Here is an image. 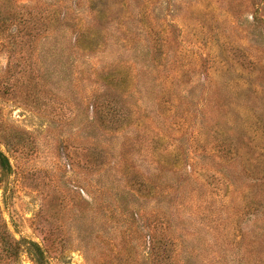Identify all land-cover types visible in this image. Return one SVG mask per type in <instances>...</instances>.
<instances>
[{
    "label": "rangeland",
    "instance_id": "rangeland-1",
    "mask_svg": "<svg viewBox=\"0 0 264 264\" xmlns=\"http://www.w3.org/2000/svg\"><path fill=\"white\" fill-rule=\"evenodd\" d=\"M0 150V264H264V0H0Z\"/></svg>",
    "mask_w": 264,
    "mask_h": 264
},
{
    "label": "trees",
    "instance_id": "trees-1",
    "mask_svg": "<svg viewBox=\"0 0 264 264\" xmlns=\"http://www.w3.org/2000/svg\"><path fill=\"white\" fill-rule=\"evenodd\" d=\"M0 169L4 173H9L11 171V164L9 162L8 157L0 150ZM3 236V242L7 243V247L5 246V251L8 253L10 252H18L20 251V248L22 245L24 246H30L29 248H32L33 251H35L36 254H38L40 257H44V252L42 248L36 243L34 240L22 238L21 240H16L11 233L9 232L8 228H4V231H2ZM23 241V244H22ZM25 248V247H24Z\"/></svg>",
    "mask_w": 264,
    "mask_h": 264
}]
</instances>
